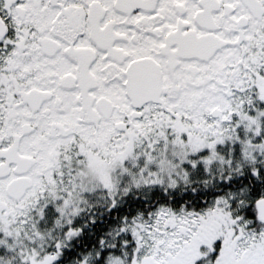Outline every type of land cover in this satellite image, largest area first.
<instances>
[{
	"label": "snow or ice",
	"instance_id": "snow-or-ice-1",
	"mask_svg": "<svg viewBox=\"0 0 264 264\" xmlns=\"http://www.w3.org/2000/svg\"><path fill=\"white\" fill-rule=\"evenodd\" d=\"M0 264H264V0H0Z\"/></svg>",
	"mask_w": 264,
	"mask_h": 264
}]
</instances>
